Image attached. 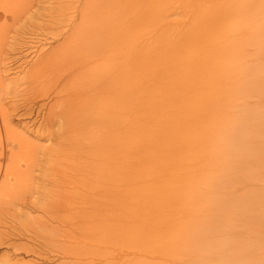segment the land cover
Segmentation results:
<instances>
[{
    "label": "bare ground",
    "instance_id": "obj_1",
    "mask_svg": "<svg viewBox=\"0 0 264 264\" xmlns=\"http://www.w3.org/2000/svg\"><path fill=\"white\" fill-rule=\"evenodd\" d=\"M19 1L0 0V8L14 11ZM79 1L72 0L73 13ZM85 2L94 6L97 0ZM178 2L141 0V15L137 22L133 19L128 34L131 45L118 53L120 62L112 61V48L102 50L93 43H80L69 55L48 54L59 71L52 98H60L62 106L59 115L52 110L43 128L52 140L53 155L62 152L67 157L69 149V157L79 160L87 152L80 156L87 141L93 143L88 158L111 160L126 207L117 232L127 250L119 261L111 251L105 253L112 234L102 241L103 262L92 256L103 252L98 251L97 238L81 241L84 226L86 236L103 227L89 212L70 235L76 250H65L74 264H264V197L253 193L257 188L264 193V171L258 175L251 170L264 159L253 146L260 136L255 128L264 126L256 123L264 112V0ZM158 9L162 14L152 18ZM3 17L1 10L0 20ZM144 28L147 31L140 30ZM2 36L0 29V40ZM1 97L0 142L7 143L12 157L5 169L0 165L4 205L30 188L35 153L24 133L11 127ZM15 147H20L19 154ZM19 157L29 166L22 168ZM250 174L257 182L248 186ZM62 202L51 198L32 206L44 213L42 226L61 224L60 216L46 214L61 208ZM56 227L54 239L61 241L65 230ZM26 232L20 233L33 238ZM49 240L41 236L39 245L45 247ZM29 249L35 251L34 246Z\"/></svg>",
    "mask_w": 264,
    "mask_h": 264
},
{
    "label": "rangeland",
    "instance_id": "obj_2",
    "mask_svg": "<svg viewBox=\"0 0 264 264\" xmlns=\"http://www.w3.org/2000/svg\"><path fill=\"white\" fill-rule=\"evenodd\" d=\"M171 1L174 4H176V1L178 2V0ZM71 3L72 0H20L15 4L17 8L14 11L0 8V12L3 10L4 14V17L0 20V29L3 35L0 40V71L2 72L1 81L3 83H1L2 90H0L1 102L4 103V109L9 114L5 112L11 116V127L21 134L24 133L27 142L30 140L28 143L33 145V152L35 153L31 164L33 167L30 170L33 180H31L29 189L32 190L28 189L23 193L24 195L22 194L13 199L14 205L12 201L8 202L9 204H6L7 202L4 205L0 204L3 205L0 206V264H74L75 260L64 254L70 248L76 250L73 247L77 244L71 241L72 237L70 235L75 228H78V219L84 221L83 218L86 217V214L89 216V212L90 215L96 217V223L104 228H100L94 236H86L84 226L81 230L83 235L81 241L87 240L86 242H88L91 241L92 237L97 238L94 240L97 242V247L101 248L104 247L102 241H105L107 235L111 236L112 234L113 243L111 242L110 248L105 253L107 251L114 253L116 261H119L123 252L127 250L124 244V236L117 232L120 222H124L126 207L122 205L124 198L120 194V185L113 178L111 160L104 159L102 161V159H95L92 155L88 158L87 152H89V149H94L92 146L94 144L88 143V141L87 145L82 148L83 151L81 149L80 156L84 154V150L87 152L79 160L69 157L71 151L69 149L67 150L68 158L62 152L56 154L59 156L55 157L54 152H52V140L46 135L47 133L43 128H45L49 116L53 113L54 115L60 113L62 108L61 101H58L60 98L57 100L52 98V90L57 86L55 75L59 71L54 69V64L49 57L50 52L56 51L61 55L66 53L69 55L72 47L74 49L80 43L84 47L86 44L93 43L102 50L105 46L104 50L119 48V51L115 48L113 51L111 49L110 52H115L112 53L113 55L116 54L113 56L112 61L120 62L122 56L119 54L131 45L128 39L131 34L129 30H131L130 26L134 25V21L139 20L141 15L139 9L142 7L140 6L141 0H97L94 6L85 2V0H80L76 5V13L72 12ZM125 3L127 6H125ZM176 5H180V2ZM136 6H139V11ZM128 10H133V12ZM74 14L76 16H73ZM160 14H162V11L158 9L153 10L150 16L153 15L152 18L157 19ZM127 18L129 20L123 22ZM133 19L135 20L133 21ZM111 22L115 26L110 24ZM157 22L155 21L154 25H157ZM104 24L109 25L107 26V28L109 27L108 30L107 28L105 30L106 26ZM138 24L140 25V23ZM140 30L147 31V28ZM133 31L135 30L131 32ZM109 35L113 36L110 38ZM124 39L126 41L128 39L127 42L125 41L128 46L123 44ZM113 42L116 43L113 44ZM119 42L121 43L120 46H118ZM101 45L102 47H100ZM32 74L35 75L33 76V82L30 80ZM26 76L27 78H25ZM261 83L264 86V81ZM16 91L17 93H15ZM262 106H264V103ZM52 110L53 113H51ZM58 117L60 118V116ZM58 117H55L56 120H58ZM261 119L262 121L258 120L256 123L264 124V112L261 114ZM257 127L255 130L260 136H256L258 139L254 141L253 146H260L262 149L264 147V126L259 125ZM2 145L3 147H1ZM2 145H0V152L3 149V154L0 155V165L5 169L6 166L10 165L12 157H10L11 151L7 143L3 141ZM257 147L255 149L259 153H264V148L261 152V149L258 150ZM36 149H39V151L37 152ZM13 150L19 154L20 147H15ZM19 159L22 168L29 166L25 159L20 157ZM21 167L19 169H22ZM251 170L255 173L259 171L258 175L262 173L264 171V159L256 161ZM260 177L264 178V172L260 174ZM57 181L62 184L59 185ZM254 182L257 181L252 180L250 174L246 184L250 186ZM262 183H264V180ZM61 189L62 191H60ZM253 193L258 198L264 197V193L260 188L253 190ZM79 194L82 196L80 197ZM77 197L83 198L87 202H80ZM51 198H62L63 202L61 208L55 209L51 214L47 213L46 215H58L62 221L61 224L54 221L49 226L44 227L41 222L44 213L35 210L36 208L34 209L32 206H36L37 202H43L45 199L50 200ZM16 199L18 202H15ZM11 204L15 211L11 208ZM19 215L22 217L17 219ZM262 215L264 214L262 213ZM86 223L88 222L86 221ZM56 225H62L65 230V237L61 241L56 238L59 242L54 239V234L57 232ZM25 227L30 230H25ZM19 230L23 233H27L26 231L31 232L33 238L21 234ZM108 231L111 233H108ZM67 235L71 238H67ZM41 236L51 237L45 247L39 245ZM260 240L262 239L260 238ZM13 243L14 245H12ZM31 246H34L35 251L29 249ZM61 247L65 248L62 249L64 253L61 251ZM104 250L105 248L98 250L100 253L103 251L101 255L92 253V256L97 258V263L100 259H102L100 262H103Z\"/></svg>",
    "mask_w": 264,
    "mask_h": 264
}]
</instances>
